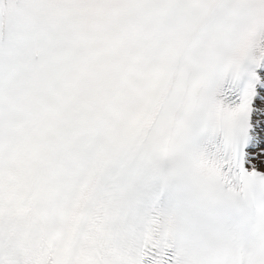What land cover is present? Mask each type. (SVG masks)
Returning a JSON list of instances; mask_svg holds the SVG:
<instances>
[{
  "label": "snow or ice",
  "instance_id": "snow-or-ice-1",
  "mask_svg": "<svg viewBox=\"0 0 264 264\" xmlns=\"http://www.w3.org/2000/svg\"><path fill=\"white\" fill-rule=\"evenodd\" d=\"M0 264H264V0H0Z\"/></svg>",
  "mask_w": 264,
  "mask_h": 264
}]
</instances>
